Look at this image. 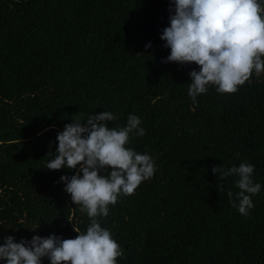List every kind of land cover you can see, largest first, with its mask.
Listing matches in <instances>:
<instances>
[{"label":"trees","instance_id":"1","mask_svg":"<svg viewBox=\"0 0 264 264\" xmlns=\"http://www.w3.org/2000/svg\"><path fill=\"white\" fill-rule=\"evenodd\" d=\"M172 14L174 0H0V244L86 232L91 218L60 180L79 166H45L66 124L109 111L117 129L140 118L145 134L125 147L155 162L96 217L123 251L117 264H264V72L235 93L209 84L193 104L199 66L164 62ZM241 163L261 185L247 216L232 207L238 177L212 172Z\"/></svg>","mask_w":264,"mask_h":264},{"label":"clouds","instance_id":"2","mask_svg":"<svg viewBox=\"0 0 264 264\" xmlns=\"http://www.w3.org/2000/svg\"><path fill=\"white\" fill-rule=\"evenodd\" d=\"M169 19L170 26L161 34L165 47L170 48L164 62L199 66L198 71L189 73L188 96L193 104L209 84L219 93H235L253 70L264 72V6L259 0H174V14ZM146 47H151V42ZM115 119L111 112L102 111L85 123L74 119L66 124L57 134L56 153L45 166L50 170L79 166L76 174L62 175L60 180L72 202L81 205L91 218L86 232L75 229L78 235L67 239L56 234L34 235L19 242L5 237L0 244V260L5 264H42L43 257L50 264H117L123 251L96 217H106L108 205H115L120 194H134L142 181L154 175L155 162L150 155L125 147L130 133L145 134L140 118L130 114L126 126L119 129L106 123ZM106 168H111L107 177L100 174ZM212 172L219 173L221 179L238 177V204L233 201L232 207L247 216L254 207L251 197L261 188L252 179L254 165L241 163L227 170L214 166ZM227 195L231 201L233 193Z\"/></svg>","mask_w":264,"mask_h":264}]
</instances>
